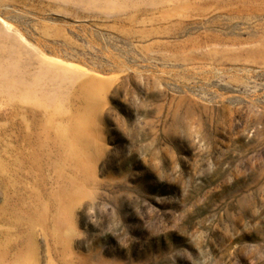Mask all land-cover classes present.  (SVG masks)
Segmentation results:
<instances>
[{"label":"rangeland","instance_id":"1","mask_svg":"<svg viewBox=\"0 0 264 264\" xmlns=\"http://www.w3.org/2000/svg\"><path fill=\"white\" fill-rule=\"evenodd\" d=\"M0 264H264V0H0Z\"/></svg>","mask_w":264,"mask_h":264},{"label":"bare ground","instance_id":"2","mask_svg":"<svg viewBox=\"0 0 264 264\" xmlns=\"http://www.w3.org/2000/svg\"><path fill=\"white\" fill-rule=\"evenodd\" d=\"M87 91H88L87 87L84 86L83 88H81L82 96H85L87 94ZM75 131L79 134L82 133V127H78ZM59 145H60V143H59ZM61 147H62V151L65 154V158L69 159V161H74V162H72V166L74 169H78L80 166H82V165H77V162H75L73 155H71L68 151L65 150V147L63 144H61ZM69 148H71V146ZM86 171H89V170H86Z\"/></svg>","mask_w":264,"mask_h":264}]
</instances>
